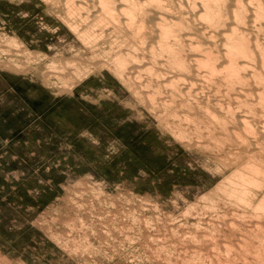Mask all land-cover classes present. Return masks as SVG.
<instances>
[{"label": "rangeland", "instance_id": "rangeland-1", "mask_svg": "<svg viewBox=\"0 0 264 264\" xmlns=\"http://www.w3.org/2000/svg\"><path fill=\"white\" fill-rule=\"evenodd\" d=\"M64 1L0 0V264H264V210L220 189L238 165L182 119L178 74L119 78Z\"/></svg>", "mask_w": 264, "mask_h": 264}, {"label": "bare ground", "instance_id": "bare-ground-1", "mask_svg": "<svg viewBox=\"0 0 264 264\" xmlns=\"http://www.w3.org/2000/svg\"><path fill=\"white\" fill-rule=\"evenodd\" d=\"M64 2V5H67V3L70 6L72 5V7H67L68 19L65 18V22L77 33L81 40H84V43L94 40L95 42L92 43H95V48L102 44L101 49L103 51L101 52L110 61L101 62V65H107L119 78L128 81L132 77L128 76L127 72H132L133 75L136 73L135 76L139 79L140 74L137 75V72L140 73V70L138 69L144 67L141 64V68H139L140 64H137L138 66H135V64L139 59H147V56H150L152 63L154 60L156 63L164 64L166 67L168 65L173 69H171L172 71L178 74V78L171 80V83L169 80L168 85H170L172 101H175L174 99L177 98V95L181 96L180 101L175 102L179 103V106L186 109L189 113L186 114L184 112L186 117L182 119L187 120L191 124L189 118H192L191 120L195 122L193 130L194 132L195 130L197 131L195 132L197 134L194 133L198 136L197 139L200 138V142H202L204 138V141L211 142L210 147H212L211 145H221L220 148L224 146V150H227V153L234 155L230 156L231 159L228 156L229 159L227 157L226 160H232L233 164L238 165V168H235V172L227 178V181L221 182L223 184H220V186L222 185L220 189L224 190V192L228 191L229 196L236 198L235 200L240 203H246L248 207H258L264 210V0H92L91 4L87 3L86 0H65ZM73 7L76 9L80 8L82 11V8L86 10L85 7H88L87 13L83 14L80 11L82 15H87L84 16L87 21L93 15L92 24L87 25L83 31L79 30L78 25L76 26L77 23L71 22V16L73 18L74 12H79V9L73 12L71 9ZM70 9L73 12L72 15ZM78 15L80 14L78 13ZM85 18L84 20H86ZM87 21H83L84 24ZM90 22L91 18L87 23ZM94 28L96 29L93 34L92 29L94 30ZM119 33H123L124 36H120ZM114 34L119 35L120 38L125 37V39H117L113 36ZM91 35H94V39H92ZM8 42L10 43V41ZM91 45L93 47V44ZM95 55H93L94 58L98 57H95ZM99 57H102L101 53ZM160 57L162 58L158 62ZM91 58L93 60V57ZM84 60L86 62L88 58L85 57ZM92 60H89V63H92ZM71 62L73 63V61ZM71 62H66L65 64L71 65ZM85 62L83 65H85ZM146 62L144 64H148L151 61ZM156 63L154 62L155 65ZM149 65L150 63L147 65L148 68L153 66ZM159 67L162 68L163 66ZM129 69H133V71H129ZM155 69L158 70L159 68ZM155 69L152 71L154 72ZM53 71L55 72L56 69ZM166 73L169 75V72L166 71ZM158 74L163 73L159 72ZM135 76L132 80L137 83ZM154 76L152 78H155ZM162 77L164 80V76ZM180 80V83H184V81L186 83V80L193 81L190 84L192 87L197 84L198 86H195L197 89L194 90V87L192 89L195 92L192 91L191 85L190 87L188 86L189 81L187 82L188 84H182L184 87L188 86L184 89L180 83L178 85ZM157 82L159 81H156L155 85ZM161 83L156 86L159 91L163 87L165 90H169L168 85H162ZM131 85L133 88L140 89V84L135 85V87L133 84ZM155 85L153 89H155ZM143 86L142 88L145 90ZM146 90L148 92V89ZM205 90H208L207 94H203ZM159 91L157 93H160ZM140 92L139 95L143 94L144 91ZM168 92L165 94L169 97ZM147 97L149 96L147 95ZM188 97L190 98L188 99ZM142 98H144L143 95ZM149 98L150 101L153 99ZM152 104L154 105L155 103ZM176 106L174 107L176 108ZM175 119L177 118L173 119L174 123ZM185 122L182 121V129L189 127L185 125L186 127L184 128L183 123ZM178 124L180 125V123ZM185 130L187 132L189 129ZM180 134H183V132ZM188 137L190 136L188 135ZM260 194H262V197L256 202L255 199ZM183 262L182 264L185 263ZM203 262L205 263L206 261Z\"/></svg>", "mask_w": 264, "mask_h": 264}]
</instances>
